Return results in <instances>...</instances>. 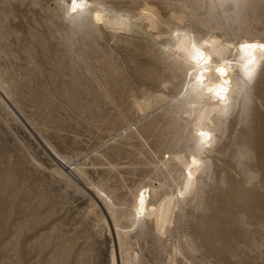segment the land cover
Listing matches in <instances>:
<instances>
[{"label": "bare ground", "instance_id": "1", "mask_svg": "<svg viewBox=\"0 0 264 264\" xmlns=\"http://www.w3.org/2000/svg\"><path fill=\"white\" fill-rule=\"evenodd\" d=\"M26 1L27 8H30L43 0L1 1L9 6V9L8 6H2L0 9V87L4 92H9L8 96L15 95L22 98V101L27 99L41 105L52 103V98L63 100L69 106L75 105L80 97L78 83L85 76L82 71L77 74L75 68L83 66L85 72L90 73L92 77L96 74L95 66L94 68L90 64L85 65L91 56L88 57L86 51L81 50L82 47L88 46V43H80L92 41L99 45L97 42L102 40L106 42V48H101L103 51L107 49V52H99L100 54L93 56L95 61L101 60L99 69L102 73L109 75L103 84L105 92L100 97L102 100H108L111 93L120 96L125 94L127 97L126 111L129 112L125 116V127L131 129V139L143 142L144 151L139 155L143 156V164L149 166L154 176L151 179L152 177L148 178L145 174L149 179V186L142 190L145 200L143 214L137 216L138 195L131 202L127 213L121 214L122 217H127L129 222L128 226H123L111 203V192H107L106 183H94L89 179L87 181L88 186L97 193L110 213L118 239L117 252L120 253L122 264H140L139 253L125 247L124 237L138 219L145 215L148 204L152 206V231L159 240L169 235L170 229L176 225L179 212H182V218H185L186 229L170 245L166 264H176L177 256L183 254L181 238L187 249L201 250L207 257L213 258L215 264H255V253L261 251L264 254V60L260 61L256 78L245 97L239 90L241 53L238 48L224 47L221 52L223 61L213 54L211 64L231 62L230 65L225 63L230 89L227 94L228 112L225 115L224 105L219 98L207 91L194 94L189 89L185 99L178 98L183 90L184 70H191V61L177 51L179 41L173 35L176 32L188 33L198 42L214 38L222 45H236L241 38L234 32H240L242 29L240 25L233 28L231 23L234 20L240 24L241 9H234L232 3L226 6L223 0H210L208 17H205L200 11L205 2L203 0H86L89 7L85 13H73L69 16L66 14L65 5L70 0H52V6L41 7L45 12H49L48 21L56 27L61 22L60 19H63L69 25L68 32H61L64 46L60 45L59 48L57 45L58 48L52 49L45 35L33 32L31 20L34 18H29L31 22H28V26L19 25V21L26 18ZM22 5L26 11L21 8ZM214 9L216 13L213 14ZM96 12L101 13V22L95 19ZM231 12H234V17L230 15ZM16 18L21 19L16 21ZM220 19L225 20L224 23L218 22ZM24 23L23 25L26 24ZM217 29L221 32H216ZM227 30H230L234 37H231ZM261 38L264 41V34L258 33L251 40L259 41ZM111 40L112 45L109 44ZM78 44L82 47L78 48ZM216 47L220 50L219 45ZM116 48L130 49V55L125 61L118 62L113 57ZM64 50L74 52L71 63H65L67 66L55 60L56 54L61 55ZM204 50L207 51V46H204ZM71 54L69 58H72ZM67 69L72 71L68 81L65 77ZM32 81L40 84L33 94V88L29 86ZM120 83H124L125 87ZM203 83L211 88L221 84V80L216 73L209 72ZM25 89L31 90L30 98L25 95ZM103 119L104 117L98 114L93 120L99 123ZM201 130L211 133L213 147L197 148V132ZM126 141V138H122L119 140L120 145L113 147L108 162L113 171L119 172L114 158L126 154ZM151 147L156 148L154 152ZM156 151L161 153V156ZM147 154L150 155L149 158ZM193 157L200 162L198 169L193 168L194 190L181 198L177 193L183 190L187 179V165L184 161L190 164ZM202 158L209 159L203 161ZM61 159L57 173L70 182L72 177L70 178L69 172L63 171V166L69 169L66 164H71L66 158ZM73 169L81 176H86L85 169L80 166L76 165L69 170ZM76 185L80 188L78 183ZM6 193L5 189L0 188V241L2 238L6 239L12 230L27 236L36 233L35 228L29 225V218L18 220L17 228L15 226L11 229V219L19 203L14 204ZM9 242H0L4 244L1 251H8L9 254L15 252V255L25 262L29 255L28 249L24 245L13 247ZM252 253L254 255H251ZM20 260L15 264H19ZM43 261L45 260L42 259L39 264H44ZM117 261L113 251L111 263L116 264ZM2 263L3 261L0 264Z\"/></svg>", "mask_w": 264, "mask_h": 264}, {"label": "rangeland", "instance_id": "2", "mask_svg": "<svg viewBox=\"0 0 264 264\" xmlns=\"http://www.w3.org/2000/svg\"><path fill=\"white\" fill-rule=\"evenodd\" d=\"M1 1L0 9L3 7L7 8L8 4ZM203 1L205 2L200 11L205 14V17H208L207 12L210 9L208 6L210 0ZM223 1L226 6L233 2V0ZM27 2L24 4L26 7L24 5L21 6V8L25 7L28 10L25 12L26 18L22 17L24 19L19 21V25L25 27L29 25L28 22L33 21L31 22L33 32H40V34L45 35L52 49H56L57 45L58 47L60 45L63 47L64 41L61 32L69 31L68 23L66 20L60 19L59 26L56 25L55 27V24L48 21L50 19L49 12H45L41 8L46 5L52 6L53 1L43 0L40 4L29 6L30 8H27ZM200 3L202 2L200 1ZM7 9H9V6ZM22 9L24 10V8ZM31 9L34 12H31ZM263 10L264 3L261 0H251V2H248L247 8L241 9L240 24L233 20V23H231L233 28L236 25L241 26L242 32H234L236 36L241 38V41H250L258 33L264 34ZM212 12L214 14L216 10L214 9ZM44 15H47V18ZM230 15L234 17V12H231ZM29 18L34 19L30 21ZM20 19L16 18V21ZM224 21L220 19L218 22L224 23ZM212 24L214 25L215 23ZM216 32L221 31L217 29ZM228 32L231 37H234L230 30ZM262 39L259 41H262ZM81 41L83 42L84 40ZM113 41L111 40L109 44L111 43L110 45H112ZM60 42L63 43L60 44ZM97 43L100 46L92 41L91 43L90 41L80 43L88 45L85 47L78 44V48L82 47L81 50H84L83 52L86 51L85 54H88V57L91 56L87 59L85 65L95 66L96 68L94 67L95 69H93L96 74L92 77L90 73L85 72L83 66L75 68L74 71L78 72L77 74L82 71L85 76L78 83L80 97L73 106H69L63 100L56 98H52V103L48 105H41V103L32 102L31 100L29 102L27 99L22 101V98L20 99L18 96H8L9 92H4L0 87V188L5 189L7 196L14 204L19 203V207L11 219V229L15 228L18 220L29 218V225L35 228L36 232L31 237L20 235L16 230H12L6 239L2 238L1 243L10 241L13 247L25 246L29 251L28 259L25 260V263L15 255V252H10L9 254L8 251H1L4 244H0V261H3L2 264H15L19 260V264H39L42 259L45 260L43 261L44 264H61L62 262V264H112L111 255L113 251L116 261L118 260L116 264H122L120 253L117 252L119 251L117 248L118 239L110 213H108L109 211L97 193L88 186L87 181L89 179L94 183H106L107 192L112 193H110L111 203L119 216L121 224L128 226V218L122 217L121 214L127 213L133 199L142 190L147 189L149 179L146 177H152L151 179H153L154 176L151 174L152 171L149 166L143 164V156H140V152L144 151L143 142L131 139L129 135L131 129H127V126L125 127V116L129 112L126 111L128 107L126 95L120 96L117 93H111L108 100H102L100 97L105 92L103 84L109 75H104L99 69L101 60L97 62L94 59L97 56L96 54L107 52V49L103 51L101 48L106 45V42L99 40ZM129 50L127 48H116L113 52V57L118 62H123L130 55ZM65 52L61 53V55L60 53L56 54L57 56L55 55L56 62L59 64L63 62L61 64H64L63 66L69 65L71 60L74 59V52L68 50L67 52L70 53L66 52L67 56ZM70 54L72 58H69ZM116 54L118 55L115 56ZM71 73L70 69L65 71L67 81L70 80ZM29 84L33 89L32 91L25 89L24 92L27 98H30V94H33L34 89L36 90L40 87V84L36 81H32ZM120 84L124 86V83ZM98 114L102 115L104 119L96 123L93 119ZM132 129H134V126ZM121 131L123 133H119ZM115 133L117 134L115 135ZM121 137L127 139V144L125 145L127 152L126 154H121L120 157L114 158V163H117L116 165L119 167V172H116L108 166V162L109 157L113 153V147L120 145L119 140L122 139ZM154 149L156 148H152L153 152ZM149 154H147L148 158L152 155ZM159 154L161 156V153ZM138 155L139 157H137ZM62 157L66 158L71 164V166L66 164L67 168H74L78 165L85 169L86 176H81L74 169L69 170L64 166L63 171L69 172L70 178L72 177L71 181L69 182L66 178L60 176L57 171L60 168L58 162L62 161ZM202 159L203 161H208L209 158ZM77 183L80 188L77 187ZM120 202L124 204H120ZM183 208L186 210L185 206ZM151 209L152 206L148 204L145 215L141 216L135 226L130 229L128 235H125V247L139 253L140 264H166V256L169 253L170 245L186 229L185 218H182L183 214L179 212L175 222L176 225L170 229L169 235L164 236L163 240H159L155 236L154 231H152ZM144 221L145 223L143 224ZM180 240L183 254L177 256L176 264H208V262L215 264L213 258L207 257L201 250L192 251L187 249L182 242L183 239L181 238ZM255 254L257 257H255L254 263L264 264V254L261 251ZM251 255L254 254L252 253Z\"/></svg>", "mask_w": 264, "mask_h": 264}, {"label": "snow or ice", "instance_id": "3", "mask_svg": "<svg viewBox=\"0 0 264 264\" xmlns=\"http://www.w3.org/2000/svg\"><path fill=\"white\" fill-rule=\"evenodd\" d=\"M264 3V0H261ZM67 9V15L71 16L73 13L83 14L89 7L86 0H70L68 4L65 5ZM232 7L236 10L248 7L247 0H233ZM95 19L97 22H101L102 17L100 12L95 13ZM173 35L177 38L179 43L177 44V51L186 56L190 61L191 70L185 69L184 76L185 80L182 83V91L179 93V99H185L186 93L189 89L192 90L194 94H200L205 91L212 93L219 98L220 102L224 105L225 115L228 112V96L230 89L229 79L226 77L228 68L225 67V63L229 65L231 62H222L218 64H211V58L215 54L219 60L223 61L221 55L222 49L224 47H237L241 53L239 60V69L241 74L240 93L247 97L248 90L253 84L256 75L257 67L261 60H264V41L258 40H242L236 45H222L216 39H205L202 42H198L195 37L190 36L188 33L176 32ZM217 45L219 49L217 50ZM204 46H207V51L204 50ZM180 59V57H176ZM209 72H214L217 74L218 78L221 80V84L215 87H207L203 81L205 80ZM197 136L199 141L197 144L198 149H203L205 147H213V136L209 132L198 131ZM184 163L187 165L185 169V174L187 179L183 184V190L179 191L177 195L183 198L186 194H190L194 190L193 184V168L198 169L200 167V162L193 157L190 164L185 160ZM145 207L144 193L143 191L139 194V209L137 210V216L143 214Z\"/></svg>", "mask_w": 264, "mask_h": 264}]
</instances>
